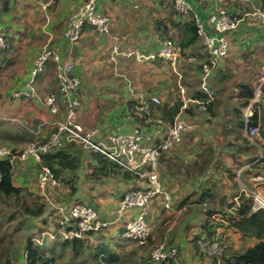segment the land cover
<instances>
[{
	"label": "crops",
	"instance_id": "0c3cea01",
	"mask_svg": "<svg viewBox=\"0 0 264 264\" xmlns=\"http://www.w3.org/2000/svg\"><path fill=\"white\" fill-rule=\"evenodd\" d=\"M86 1L0 0V25L10 39L11 47L9 53L0 56L1 137L8 133L19 134L24 130L23 126L36 129L43 121L62 119L64 115V108L61 107L60 112L54 115L44 104L45 98L57 90L53 64L48 65L45 72L36 79L38 99L10 98L12 90L24 87L35 57L44 47L55 50L62 60L69 55L79 58L74 69L80 79L81 109L78 121L88 130L98 129L103 135L130 133L136 124L131 115L135 106L131 109L129 102H137L140 107L149 106L152 96H157L160 104L170 105L173 102L176 92L170 94L172 73L169 65L161 59L140 61L137 58L138 55L149 56L159 50L162 37L155 29L154 20L168 19L171 0H95L98 10L110 19L111 36H99L87 26L82 30L79 41L69 44L64 36L66 19ZM186 1L191 5V15L202 25L207 35H214L208 23V17L214 9L225 5L230 11L240 12L238 29L227 38L230 52L221 71L227 69L233 73L236 83L248 82L255 88L259 79L264 77V26L258 24L256 14V10L264 9V0H223L218 3L208 0ZM214 73L210 81L216 90L222 76L218 75L219 71ZM261 90L260 104L264 102V83ZM219 101L220 104L215 108L218 116H193V140L189 142L185 136L181 144L162 155L159 161V177L164 188L171 194L173 210H164L162 198L159 197L150 204L148 221L152 236L164 232L163 238L177 249L178 264L208 263L197 256L189 235V227L198 224L201 217L197 218L195 212H190V203L184 201L193 191L203 189L204 183L200 179L191 180V175L187 178L186 169L198 162L202 149L220 135L219 123L231 118V98L228 99L224 92ZM247 108L248 105L242 109L243 116ZM46 133L47 129H44L38 137H33L42 139ZM245 133L244 129V137ZM200 140L203 143L199 145ZM230 140V146H223L222 140L216 141L217 156L210 163V172L215 171L217 176L222 177L226 195L229 192L236 194L242 183L236 178L234 188L227 179L225 166L232 165L231 152L237 144L233 137ZM261 144L264 146V138ZM76 153L80 156V168L68 176L71 178L69 183L60 184L59 187L41 185L38 165L28 160L13 166L14 185L32 192L46 203V218L49 213L59 215L60 208L68 210L74 201L81 200L93 206L103 218L113 219L120 194L129 187H143V182L125 181L113 174L93 180L89 175L98 167L95 158L84 154L79 148L75 150ZM259 190L264 193V186H260ZM174 210L179 212L176 214ZM134 215V211L127 212L122 221ZM41 223L40 219L31 220L26 232L33 234L43 229ZM121 227L122 224L111 226L105 238L113 245H122L121 248L128 251L138 244H122L116 240ZM50 228L47 226V230ZM98 242L101 240L91 238V243ZM229 242L235 248L248 243L241 240L238 234H231ZM23 261L24 258L20 256L15 262L23 264Z\"/></svg>",
	"mask_w": 264,
	"mask_h": 264
},
{
	"label": "trees",
	"instance_id": "16d2710c",
	"mask_svg": "<svg viewBox=\"0 0 264 264\" xmlns=\"http://www.w3.org/2000/svg\"><path fill=\"white\" fill-rule=\"evenodd\" d=\"M168 7V19L154 20V26L155 29L161 33V44L165 40H172L180 50L177 68L182 75L181 84L186 89L188 99L192 101L183 111L185 117L190 120L193 125L192 130L184 134V137L186 136L189 142L193 140L195 134V123H193L194 120L191 119L193 116L195 117L200 114H205L209 117L218 116L215 108L220 104L219 97L224 92L227 93L228 99L231 98L230 102L232 105L231 118L219 123L218 133L221 132L220 135L216 136L212 142L202 149L200 160L191 164V166L186 169L187 178L191 175V180L200 179L204 183L203 189L193 191L184 199V201L190 203L188 210L190 212H195L194 214L197 218L198 216L201 217L198 219V224L189 227L191 241L197 256L207 261V264H264V211L256 213L251 212L250 200L241 195L239 198L240 206L234 213V216L226 218L225 225L216 222L213 216L216 214H225L226 211L234 205V198L238 196L240 192L238 191L234 195L229 192L226 195L223 191L225 185L222 182V177L217 176L215 171L212 173L210 172L211 160L212 158L215 159V156H217L216 141L222 140V143L224 142L223 146H230V138L233 137L237 144L235 150L233 149L231 152L232 165H230V167L225 166L227 179L230 181L231 185L236 188L235 180L238 178L245 186L253 188L254 184L251 183L249 179L252 176H264V146L260 143V148L258 149L242 135V131L245 129V118L242 109L245 108L252 99L254 87L248 82L236 83L235 80H233V73L227 69L221 71L223 65L228 60L230 52V44L228 41L229 49L227 55L223 57L217 67L212 70V74L219 71L218 75L222 76L218 82L219 88L216 90L214 89L210 77L208 83L213 92V100L207 103L208 97L200 88L202 65L207 59L206 50L202 43H200L196 19L193 18L190 12L187 14L180 13L175 7L174 0H171ZM220 8L224 9L232 18H241L240 12L230 11L225 5H222ZM233 9H235V7ZM237 29L238 27L236 30ZM234 31L226 33V38ZM8 43H10L9 38ZM10 51L11 49L0 51V56ZM156 59L159 60V58ZM50 64L52 63L48 65ZM171 73L170 94L176 92V96L173 98V102L170 105L167 103L159 105L149 103V106L146 105L147 110L141 111L138 115L136 113L137 111L134 109L139 103H128L131 109L135 106L131 115L137 127H141L147 131H151L155 127L161 128L158 122L170 124L174 116L178 113L182 103L178 96L177 78L172 71ZM16 90H20V88L14 89L12 92ZM53 94L56 95L58 102H60L58 88ZM79 97L81 100L80 89ZM263 103L259 106V112H254L247 120L249 126H259L260 123L259 129L262 139L264 138ZM201 104H205L204 109L201 108ZM155 112L158 113L155 114ZM45 129H47L46 137L42 139L33 137L25 129L19 134L8 133L2 137L0 136V146H10L14 151H18L23 148H21L22 145L24 146L28 142H43L49 134L53 132L50 128ZM161 130L164 131V128H161ZM201 139L204 140L202 136ZM202 140H200L199 145L203 143ZM157 141H159V138H157ZM225 143H228V145ZM77 149L78 148L74 145L65 144L57 150L44 154L41 164L38 165V169L40 170L41 167H47L52 170L54 177L61 185L69 183L71 180L69 177L80 168V156L77 155V153L75 154V150ZM167 152H169V150L160 155L159 161L161 156ZM90 156L95 158L98 167L89 175V178L94 180L109 177V175L113 174L125 181L138 180L136 176L117 167L102 156L96 154ZM13 171V166L8 161H0V264H16L15 261L20 256L24 258L23 264H151L149 257L150 250L160 242L166 240L163 238L164 232H159V234L155 236L150 235L144 246L136 245L132 249L126 251L121 248L122 245L115 244V246L105 238L106 232L109 229L106 228L96 233L86 234L81 239H70L66 241L53 240L44 241L42 244H36L32 239L39 236L44 231H54L59 227L61 214L55 215L49 213L48 218H46V203L42 202L41 198L34 196L32 192L15 186L13 182ZM141 188L142 187L126 188L118 197V202L127 192L139 190ZM76 202L89 205L81 200H76L73 203ZM34 219H40L44 227L38 232L30 234L26 232L27 225ZM13 222H16V224L13 230L9 231ZM47 226H51L50 230H47ZM217 228H221L218 234V241L224 247L223 254L219 258L200 256L197 252V242L204 239H214L217 236ZM23 230L26 232V235L23 237L24 241L19 246L18 252H14L13 249L15 246H13V240L16 234H20ZM231 234H238L241 240H246L248 243H243L241 247L235 248L229 242ZM20 237H22V235ZM91 238L99 241L101 240V242L93 244L91 243ZM116 240L120 241L122 244L129 242L120 239L119 234ZM166 242L168 243V241ZM67 257H71V262H64V259H67ZM178 258L177 251V255L174 259L159 264H178Z\"/></svg>",
	"mask_w": 264,
	"mask_h": 264
},
{
	"label": "built area",
	"instance_id": "2783aa9c",
	"mask_svg": "<svg viewBox=\"0 0 264 264\" xmlns=\"http://www.w3.org/2000/svg\"><path fill=\"white\" fill-rule=\"evenodd\" d=\"M212 2H222L223 0H208ZM176 9L187 14L191 11V5L186 0H174ZM257 20L264 26V9L256 10ZM241 20L232 18L224 9L216 8L208 17V23L214 35L204 33L202 25L197 23L198 34L202 38L201 43L206 50V62L202 65V75L200 77V88L207 95V103L213 100V92L209 87V79L212 70L217 67L220 60L228 53L229 44L225 36L226 33L236 30ZM85 26H89L99 36H111V23L108 16L100 12L95 0H88L73 11L66 19L64 36L69 44H76ZM11 49L8 38L0 25V51ZM115 52V51H114ZM180 57V50L172 40L162 42L159 50L152 55H138L140 61L159 58L165 61L173 74L177 78L178 96L182 103L178 113L174 116L170 124L158 122L160 127H155L151 131L135 126L130 133H110L102 134L98 129L88 130L78 121L81 100L79 97L80 79L75 75L74 69L79 63V58L69 55L62 60L59 54L49 47H44L35 57L33 69L24 87L10 94L13 100L36 98V79L41 76L49 63L53 64L54 75L57 88L60 94L58 98L51 94L45 98L44 104L48 106L51 114H58L60 108H64L62 119L47 120L40 123L36 129L23 128L32 136L38 137L42 130L50 128L53 130L43 142L31 141L26 143L21 150L14 151L10 146H0V161H8L12 166L18 162L31 160L37 165L41 164L42 156L50 151L59 149L65 144L74 145L86 155H100L117 167L129 172L143 181L144 185L139 190H132L123 195L114 211L113 219L109 220L99 215L97 210L80 202L73 203L68 210H58L61 212L59 227L54 231H44L39 236L32 239L36 244L44 241L70 239H81L86 234L96 233L102 229L110 228L113 225L122 224L120 239L135 242L139 246L147 243V238L152 233L151 225L148 221L151 201L161 197L164 210H173L172 197L162 186L159 173V157L178 146L184 134L192 130L193 125L184 115V109L192 101L186 95V89L181 84L182 75L178 71L177 64ZM264 77L256 83L253 97L248 103V108L244 114L246 138L258 149L262 143L259 126H249L248 118L256 111H259L261 103L262 85ZM150 102L160 104L157 96H152ZM194 102V101H193ZM199 104V103H198ZM205 104H201L204 109ZM139 115L141 111H146L147 106L135 107ZM150 121V120H149ZM159 138V141H157ZM260 152V151H259ZM261 154V152H260ZM239 175V173H238ZM38 180L41 185L49 184L52 187H59V181L54 177L51 169L41 167L38 173ZM249 181L254 184L249 188L240 183V194L234 198V205L225 214L213 216L216 222L225 223V219L233 217L240 206V196L250 200L251 212L264 211V193L259 190L264 186V176H252ZM256 185V186H255ZM134 211L135 215L130 219L122 221L127 212ZM176 214L179 211L174 210ZM221 228H217V236L214 239H204L197 242L198 254L202 257H221L224 247L218 241V234ZM177 255V249L166 242L157 244L149 252L151 264L172 260Z\"/></svg>",
	"mask_w": 264,
	"mask_h": 264
},
{
	"label": "rangeland",
	"instance_id": "374dc122",
	"mask_svg": "<svg viewBox=\"0 0 264 264\" xmlns=\"http://www.w3.org/2000/svg\"><path fill=\"white\" fill-rule=\"evenodd\" d=\"M10 72H11V70H9V74H10ZM0 83H1V81H0ZM161 198V197H160ZM157 199V198H156ZM155 200V199H154ZM153 201V200H152ZM151 201V202H152ZM19 220V219H18ZM174 221V220H173ZM171 223V222H170ZM170 223H168V225L170 224ZM16 224V222H13L12 224H11V227H10V229H9V231H11V230H13V227H14V225ZM122 229V228H121ZM24 232V233H23ZM22 233V234H21ZM20 234H16V236H15V238H14V245L13 246H15L14 247V252H18V248H19V246L21 245V243L24 241V239H23V237L26 235V232H25V230H23L22 232H21ZM22 235V237H20ZM11 255H12V253H11ZM65 261L64 262H71V257H67V259H64Z\"/></svg>",
	"mask_w": 264,
	"mask_h": 264
},
{
	"label": "water",
	"instance_id": "95a60500",
	"mask_svg": "<svg viewBox=\"0 0 264 264\" xmlns=\"http://www.w3.org/2000/svg\"><path fill=\"white\" fill-rule=\"evenodd\" d=\"M8 3V2H7Z\"/></svg>",
	"mask_w": 264,
	"mask_h": 264
}]
</instances>
